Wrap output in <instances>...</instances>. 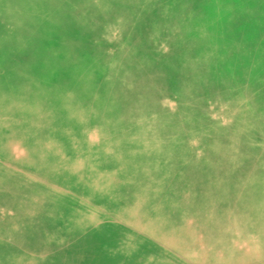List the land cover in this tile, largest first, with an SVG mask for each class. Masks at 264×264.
I'll return each mask as SVG.
<instances>
[{
  "label": "rangeland",
  "instance_id": "rangeland-1",
  "mask_svg": "<svg viewBox=\"0 0 264 264\" xmlns=\"http://www.w3.org/2000/svg\"><path fill=\"white\" fill-rule=\"evenodd\" d=\"M253 2L0 0V89L6 70L16 78L10 100L0 97V190H10L0 197V264H264V140L257 151L250 139L264 135V48L256 54L242 40L246 27L259 34L264 25V5ZM232 24L238 38L223 33ZM24 27L33 34L14 52ZM190 45L188 64L203 66L191 82L198 102L177 88L189 68L181 46ZM231 46L228 58L206 63L210 49ZM47 48L56 52L35 68ZM56 54L57 75L72 71L61 95L49 63ZM112 88L126 102L102 107ZM243 97L246 128L237 131L229 105ZM117 110L123 131L104 139L102 113ZM179 120L192 130L189 143L169 154ZM213 145L231 159L214 164ZM186 158L181 172L196 171L184 183L172 167ZM43 209L55 219L39 220ZM207 213L217 214L214 225ZM178 224L186 226L165 233Z\"/></svg>",
  "mask_w": 264,
  "mask_h": 264
},
{
  "label": "bare ground",
  "instance_id": "bare-ground-1",
  "mask_svg": "<svg viewBox=\"0 0 264 264\" xmlns=\"http://www.w3.org/2000/svg\"><path fill=\"white\" fill-rule=\"evenodd\" d=\"M256 2H253L254 4H258L259 6H262V5H264V1H260V0H255ZM37 4V3H36ZM40 6V5H39ZM33 8V7H32ZM43 8V7H42ZM39 9H40V7H39ZM36 12V11H35ZM34 13V12H33ZM247 12H245V14H246ZM172 21V20H171ZM224 26H225V23H224ZM223 26V27H224ZM236 25H229L227 28H225L224 29V31H223V33L225 34V35H227V37H230V36H232V37H234V38H238L239 36H236V33H235V30H234V27H235ZM261 26V29H256V33H259V34H252V33H250V31H249V29H250V27L247 29V27L245 28V32H246V34L247 35H245V37H243V42H247L248 43V47H249V50H250V48L252 47L253 49H254V51L256 52H258V54H260V49H261V47H263L264 48V34H261L262 33V27H264V25H260ZM39 27V26H38ZM33 29V31L34 32H38V29L37 28H32ZM25 30V31H24ZM24 31V32H23ZM33 33L27 28V27H24L21 31H20V33H19V41H17V42H15L14 43V47H13V51L14 52H17V51H19V49L21 48V46H23V42L22 41H20V39H22V40H29L30 38H31V35H32ZM219 35H222V36H224L223 34H221V33H219ZM37 36H40V35H37ZM37 36L36 35H34L33 36V38H32V40H34L35 38H37ZM257 38V39H256ZM251 39V40H250ZM250 40V41H249ZM194 41L195 42H199L200 40L199 39H194ZM249 41V42H248ZM250 42L253 44V42H255V44L254 45H251L250 44ZM244 44V43H243ZM193 46H185L184 48L181 46V51H182V54L179 56V58L182 60V62L183 63H185L189 68H188V70H187V72H188V75H186V76H184L183 77V81L181 80V82L178 84V89H179V85L182 83V86H181V88H180V90H181V94L180 95H183V96H186L187 97V100L189 101V102H198L199 100H200V97H199V93H201V89H199L198 90V88H196V89H194L193 88V86L191 85V82H193L194 80H193V78H197L202 72H203V69H202V67L203 66H198V67H195V63L196 62H193L191 65H189L188 64V61L189 60H187V58L188 57H186L185 58V56L187 55L186 53H187V49H189V48H192ZM233 47H235L236 48V46H231L230 48H232V49H230V48H227V49H224V47L222 48V49H218V51H215V50H213V49H210L211 51L209 52V55H204V57H206V58H208V62H206V63H209L210 65H212V63L215 61L216 62V60L217 61H220L221 59H223V60H225L226 58H228V57H226V56H229L230 54H232V52L229 54V51L230 50H234L235 48H233ZM159 48H160V46H159ZM178 47H176V49H177ZM29 49H27V51H28ZM56 52V50L54 49V48H47L46 50H44V52L42 53V55L43 56H46V57H44V58H41V59H35L36 61L34 62V64H35V68H38V67H40V66H43V65H45L46 63H47V61H48V58H49V55L51 54V56L54 54ZM257 52H256V54H257ZM11 53H13V52H11ZM12 55H14V54H12ZM42 61V63H41V61ZM54 61V67H53V69H54V72L52 73V76H55L56 77V83H57V85L53 88V90H57L56 91V95H61L62 94V91L59 89V88H61V87H63V86H65L66 85V83L68 84V85H71L72 86V71H68V73L64 76V77H61V76H59V75H57V67H58V65H59V63H60V60L57 58V54L53 57V59H50V61H49V63L51 62V61ZM263 60V59H262ZM200 67V68H199ZM170 69V67H166L164 70H165V72H167L168 70ZM5 73H6V75H5V77H4V85H3V87L0 89V97H6L7 98V100H10V92L11 91H13V89H14V83H15V76H13L9 71H5ZM160 76H164L162 73H160ZM134 87V86H133ZM175 91H177V89L175 90ZM6 92H9V93H6ZM49 92V91H48ZM120 95V93H119V89H115V88H112L110 91H109V94H105L103 97H101L100 99H99V102L101 103V102H103V104H102V107H104V105H106V103L107 102H110L111 100H115V101H117V100H119V101H122V98L124 99V97L123 96H119L118 94ZM192 93H194V94H192ZM19 97H17V99H16V102L17 103H19V105H21L22 103H24V101H22V100H19L18 99ZM244 98V97H243ZM243 98H241V99H238V100H236L233 104L231 103V105H229L230 107H231V111H230V114H228V115H230V118L231 119H234V118H236V120L237 121H239V123L235 126V129L238 131V130H243V126H244V128H246L245 127V125H242L241 123H240V118H241V116L243 115L241 112H247L249 109V105H246V100H247V98L245 97L244 99ZM2 101H3V99H2ZM124 101H125V99H124ZM260 101H261V104H263V100H261V98H260ZM4 102V101H3ZM126 102V101H125ZM7 105L8 104H10V102H5ZM124 103V102H123ZM123 103H121V104H123ZM0 107H2V108H4L5 109V105L4 104H2L1 102H0ZM203 107V106H202ZM34 108V107H33ZM205 109V108H204ZM36 110V109H35ZM119 110H122V108L121 109H119ZM119 110H117V111H115V112H109V111H106V112H103L102 113V117H103V120H102V122L100 123V125H99V127H98V130H99V132H100V134H101V136L104 138V139H107V140H110L111 138H113L115 135H117V134H119V133H121L122 131H123V129L121 128L120 130H119V128H117L118 127V121H119V116L118 115H116V113L119 111ZM211 111V110H210ZM207 112V111H206ZM70 119H71V127H72V111H71V117H70ZM179 119H183L182 117L180 118L179 117ZM170 120V123L171 124H173V120L172 119H169ZM181 120H179V121H177V125H176V128L178 127V129L180 130V131H178L179 133H181V137H178V139H175V140H173V141H170V143H169V154H170V152H176L177 150H179V149H182V148H184L188 143H189V141H188V133H191V131L192 130H188V125H187V123H186V121L184 120V123L183 124H180V122H181ZM176 121V120H175ZM241 121H243V118L241 119ZM120 123V122H119ZM189 123H191L192 124V121H189L188 120V124ZM230 123V122H229ZM130 126V125H129ZM200 126V124H198V125H194L193 124V128H197V127H199ZM61 130V132H63V129H60ZM183 130H188V131H183ZM223 131V130H222ZM221 131V132H222ZM216 132H218V133H221L218 129H216ZM217 134V133H216ZM185 136V137H184ZM227 136V135H226ZM237 136L238 135H236L235 136V138L237 139ZM196 137V136H195ZM227 137H225V139H226ZM196 139V138H195ZM251 139V141H252V143H254V145H252L251 147H253V148H255V149H257L256 148V145H259L260 146V144H261V142L264 140V135H261V137H258L257 135H255V133H254V138H250ZM235 140V139H234ZM141 141V140H140ZM260 144H259V143ZM251 143V144H252ZM192 144V143H191ZM264 143H262L261 145H263ZM210 146V145H209ZM214 146V145H213ZM261 148H262V146H261ZM37 149L38 150H45L44 148H43V146H38L37 147ZM257 151H258V149H257ZM120 150L117 152V154H120ZM162 152L164 153V152H168L167 150H162ZM252 152V151H251ZM214 154H215V159H214V164H216V163H219L221 160H223V159H225L224 157H228L227 155H226V152H224V150L223 149H218V150H216V147L214 146ZM257 153H255V152H253V155H256ZM234 155V154H233ZM112 156L113 157H117L116 156V154L115 153H113L112 154ZM172 156H174V155H172ZM174 158H175V156H174ZM229 159H231V158H227V160H229ZM13 161V160H12ZM188 161V158H186L185 160H182V162L181 163H175L174 165H173V167H172V170H173V172L174 173H176L175 174V176H176V180H179L180 182H187L188 180H190V179H193L192 177H189L188 179H186V177L187 176H192L193 174H194V172H193V170L194 171H196V169H194V168H192L191 170H190V168H188V169H186L185 171H184V173H182L181 172V170L183 169V167L184 166H186L187 164H186V162ZM178 162V161H177ZM263 168H264V163L262 164V168H261V171L263 170ZM260 171V170H259ZM198 172H199V170H198ZM204 172H206V171H202V173H204ZM199 174H200V172H199ZM206 175V174H205ZM201 176V175H200ZM206 177H207V175H206ZM248 177V176H247ZM254 177H255V175H254ZM261 177V176H260ZM263 177V176H262ZM196 178V177H195ZM256 178V177H255ZM264 178V177H263ZM198 179H199V177H198ZM200 179H201V177H200ZM239 179V178H238ZM257 179V178H256ZM210 180H212V178H210ZM223 180H224V178H223ZM261 180V179H260ZM197 181V178H196V180H195V182ZM215 181V180H214ZM213 181V182H214ZM225 181V180H224ZM236 181V180H235ZM235 181H234V183H235ZM198 182H199V180H198ZM241 182V181H240ZM239 182V183H240ZM263 182V181H262ZM196 184V183H195ZM235 185H238V182H237V184H235ZM234 185V186H235ZM260 185V184H259ZM233 186V187H234ZM263 186V185H262ZM261 186V188H263ZM241 187V186H240ZM261 188H260V191H261ZM1 189H4V188H1ZM258 189V188H257ZM240 190V189H239ZM9 194V192H10V190H9V188H6V189H4V190H0V197L2 198V199H4V198H8L7 197V195H6V192ZM259 192V191H258ZM258 192H256V193H258ZM217 192L216 193H212L211 194V198H213V197H217ZM259 194V193H258ZM260 195H261V193H260ZM235 202H236V199L234 200ZM232 204H234V203H232ZM235 205V204H234ZM223 206V205H222ZM222 208V207H221ZM42 210V209H41ZM223 211V210H222ZM31 213H32V209L31 208H28V209H26L25 211H24V215L25 216H30L31 215ZM221 214V213H220ZM39 218H42V220H54L55 219V215H54V213L52 212V211H49L48 209H43V211H41L40 213H39V215H38V219ZM180 218V217H179ZM178 218V219H179ZM190 218V217H189ZM187 216H184L183 218H181V221H183V222H188L187 220L189 219ZM196 218V217H195ZM40 220V219H39ZM39 220H38V223H39ZM217 214H214V213H207V215H206V220H205V223L206 224H212V225H214V223H216L217 221ZM193 221H195V220H192V222ZM45 222H47V221H45ZM182 222V223H183ZM37 223V224H38ZM199 223V222H198ZM230 223V222H229ZM19 225V224H18ZM40 225H42V226H44V223H42V224H40ZM201 225V224H200ZM203 225V224H202ZM205 225V224H204ZM38 226H39V224H38ZM186 225H184V224H178V226L176 227V228H174V229H172V228H165V233L166 234H169V233H174V234H172V235H175L177 232H178V230H180V228L181 227H185ZM203 227V226H202ZM201 227V228H202ZM208 227H210V226H207V228ZM40 228V227H39ZM197 228H198V226H197ZM211 229H212V227H210ZM217 228H219L220 230H222V231H226L227 230V226H225V228L223 227V228H221V227H217ZM241 228V227H240ZM239 228V229H240ZM17 229H19V228H17ZM58 228L55 226V228H54V230H57ZM183 229V228H182ZM215 229V228H214ZM214 229H213V231H214ZM218 229V230H219ZM260 229V228H259ZM16 230V229H15ZM44 230H46V229H44ZM43 230V231H44ZM67 230V229H66ZM218 230H217V232H218ZM71 231V230H70ZM210 229L208 228V230H207V234H209L210 232ZM260 231H263L262 229L260 230ZM19 232V231H18ZM35 232V231H34ZM45 232V231H44ZM47 232V231H46ZM49 232V231H48ZM216 232V231H215ZM264 232V231H263ZM37 233V232H36ZM35 233V234H36ZM50 233H51V231H50ZM46 234V233H45ZM201 234V233H200ZM263 234V233H262ZM53 236L55 235V234H52ZM203 235V234H202ZM1 236V235H0ZM37 236V235H36ZM34 234H33V237H35V238H37ZM39 236V235H38ZM257 236V235H256ZM9 237H11V236H9ZM57 237V236H56ZM60 237V236H59ZM258 237H259V235H258ZM262 237V236H261ZM39 238H40V236H39ZM58 238V237H57ZM63 238V237H62ZM257 237H255V239H256ZM50 239H51V237H50ZM49 239V240H50ZM11 240V239H10ZM28 240V239H27ZM47 240V239H46ZM45 240V241H46ZM263 240H264V238H263ZM14 241V240H13ZM83 241V240H82ZM255 241V240H254ZM32 242H36L35 240L34 241H32ZM49 242V241H48ZM84 242V241H83ZM182 242H184L185 244H186V242H189V243H192V242H194V241H192V240H190L189 238H186V239H182ZM262 242V241H261ZM261 242L259 241L258 243L259 244H261ZM28 243V242H27ZM252 243V242H251ZM251 243L249 244V246L251 245ZM41 244H43V243H41ZM13 245V244H12ZM21 245V244H20ZM24 245V244H23ZM47 245V244H46ZM49 245V244H48ZM61 245V244H60ZM22 246V245H21ZM26 246V245H25ZM31 246V245H30ZM50 246V245H49ZM52 246V245H51ZM54 246V245H53ZM256 247V246H255ZM19 248V247H18ZM259 248V247H258ZM257 248V249H258ZM250 250V249H249ZM249 250H248V252H249ZM9 251H11L10 249H2L1 250V253H5V252H9ZM240 252V251H239ZM11 253V252H10ZM49 255V254H48ZM19 256V255H18ZM244 256V255H243ZM246 256V255H245ZM9 257V255L8 254H6L5 255V257H4V260H6L7 258ZM31 257V256H30ZM246 257H248V255L246 256ZM29 259V258H28ZM18 260H20V259H18ZM25 260V259H24ZM27 264H29V262H27Z\"/></svg>",
  "mask_w": 264,
  "mask_h": 264
}]
</instances>
